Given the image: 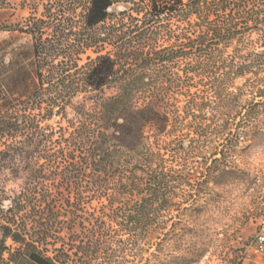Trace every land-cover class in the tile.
Instances as JSON below:
<instances>
[{"label":"trees","instance_id":"obj_1","mask_svg":"<svg viewBox=\"0 0 264 264\" xmlns=\"http://www.w3.org/2000/svg\"><path fill=\"white\" fill-rule=\"evenodd\" d=\"M37 1L2 29L28 43L0 61V264H123L143 240L181 241L183 218L163 213L185 145L239 143L264 118V0L0 10Z\"/></svg>","mask_w":264,"mask_h":264},{"label":"rangeland","instance_id":"obj_2","mask_svg":"<svg viewBox=\"0 0 264 264\" xmlns=\"http://www.w3.org/2000/svg\"><path fill=\"white\" fill-rule=\"evenodd\" d=\"M41 12L40 1L33 9H22L16 3L0 10V61L4 58L8 62L11 50L28 43L26 36L4 32L3 27L22 24L31 14L39 17ZM240 84L241 80L233 82V86ZM67 114L71 116L70 109ZM260 120V129L239 143L223 142L220 135L206 134L202 141L199 138L185 145L189 176L184 182L174 183V205L165 209L163 216L173 221L183 218L188 232L182 234L181 241L143 240L137 259L127 254L123 264H264V251L253 250L257 236L264 235V118ZM49 124L55 127L64 122L54 116ZM14 183L6 188L15 189ZM183 208L187 210L181 217L178 210Z\"/></svg>","mask_w":264,"mask_h":264},{"label":"built area","instance_id":"obj_3","mask_svg":"<svg viewBox=\"0 0 264 264\" xmlns=\"http://www.w3.org/2000/svg\"><path fill=\"white\" fill-rule=\"evenodd\" d=\"M253 250L255 253H261L264 251V235L260 234L257 236Z\"/></svg>","mask_w":264,"mask_h":264}]
</instances>
